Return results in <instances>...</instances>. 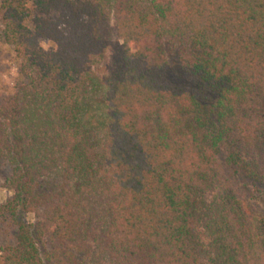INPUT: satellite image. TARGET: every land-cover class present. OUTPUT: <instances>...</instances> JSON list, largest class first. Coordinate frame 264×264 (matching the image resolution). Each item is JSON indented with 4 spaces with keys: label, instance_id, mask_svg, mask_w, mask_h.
I'll return each mask as SVG.
<instances>
[{
    "label": "trees",
    "instance_id": "obj_1",
    "mask_svg": "<svg viewBox=\"0 0 264 264\" xmlns=\"http://www.w3.org/2000/svg\"><path fill=\"white\" fill-rule=\"evenodd\" d=\"M1 9L20 68L0 101L4 264H264V0Z\"/></svg>",
    "mask_w": 264,
    "mask_h": 264
},
{
    "label": "rangeland",
    "instance_id": "obj_2",
    "mask_svg": "<svg viewBox=\"0 0 264 264\" xmlns=\"http://www.w3.org/2000/svg\"><path fill=\"white\" fill-rule=\"evenodd\" d=\"M2 1L0 0V101L9 97L13 91L14 86L18 83L19 77V63L15 58V53L13 46L8 44L3 37V21H2ZM107 36L109 38L102 57L98 62L94 64V71L98 76H104L113 61L116 58V54L119 47V40L115 34L113 28H110L107 31ZM43 47L46 50H49L51 43L48 41L42 42ZM94 99L97 101L101 100L102 92H95L93 94ZM7 176V171L0 166V208L7 202V200L13 195V192L5 187V178ZM264 190V186L263 189ZM215 193L210 192L202 197V202L205 207H208L211 201L215 198ZM255 207L258 212H261L264 215V209L260 210V207L257 201H254ZM30 219H34L33 215L29 216ZM15 239V228L9 219L7 214H4L3 220L0 226V264H4L3 259V248L11 244Z\"/></svg>",
    "mask_w": 264,
    "mask_h": 264
}]
</instances>
